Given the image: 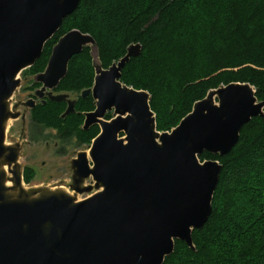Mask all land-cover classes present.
I'll return each mask as SVG.
<instances>
[{
  "label": "water",
  "instance_id": "water-1",
  "mask_svg": "<svg viewBox=\"0 0 264 264\" xmlns=\"http://www.w3.org/2000/svg\"><path fill=\"white\" fill-rule=\"evenodd\" d=\"M79 2L0 0V264H162L175 240L193 248L192 230L212 211L221 164L198 155L228 153L242 127L264 116V101L248 83L232 82L209 90L174 129L159 132L148 92L120 81L125 63L141 50L131 43L107 68L95 66L92 86L80 94L95 101L83 128L98 123L100 133L70 161L68 186L91 195L76 200L59 189L24 188L20 144H4L8 120L24 118L10 99L18 74L35 63ZM89 45L95 46L91 35L69 30L35 75L38 98L66 103L61 118L75 112V99L53 89L72 56ZM88 178L92 184L84 186Z\"/></svg>",
  "mask_w": 264,
  "mask_h": 264
},
{
  "label": "trees",
  "instance_id": "trees-1",
  "mask_svg": "<svg viewBox=\"0 0 264 264\" xmlns=\"http://www.w3.org/2000/svg\"><path fill=\"white\" fill-rule=\"evenodd\" d=\"M71 29L93 37L102 67L122 57L129 44H140V53L121 69L120 81L148 92L158 131L176 126L196 101L221 85L248 83L257 101H264V0H80L24 70L41 72L53 45ZM92 78L86 46L69 60L54 89L79 91L90 87ZM65 106L47 100L31 109V117L40 121L50 107L48 124L59 129L60 138L72 134L88 143L98 131L81 128V112L93 108L91 96H78L75 112L61 118ZM198 159L221 164L212 211L192 230L193 248L175 240L162 264H264V116L242 127L228 153L203 151ZM28 172L22 170L26 183Z\"/></svg>",
  "mask_w": 264,
  "mask_h": 264
},
{
  "label": "rangeland",
  "instance_id": "rangeland-1",
  "mask_svg": "<svg viewBox=\"0 0 264 264\" xmlns=\"http://www.w3.org/2000/svg\"><path fill=\"white\" fill-rule=\"evenodd\" d=\"M88 47H89V54H90L91 64L93 67V76H94L95 74L94 67L97 65L102 67V65L99 60L98 50L96 48V45L95 46L89 45ZM107 67H102V68H107ZM36 74L37 73H32L28 70H23L18 74L17 78L19 80V85L16 87L15 91L11 96L10 99L11 107H13L16 103L19 104L20 101H25L27 97L31 96L33 91L39 88L38 87L39 84L35 81ZM35 82L36 84H33ZM84 89L86 88L80 89L79 91L75 89L73 90L53 89V93L54 94L67 93L71 99H76L78 98V96H80L81 91ZM214 100L216 101V98H214ZM22 110H24V112H22ZM52 112L53 109H51L50 107H46L44 109V114H46L43 117L44 120L41 119L40 121H38L35 120V118L33 119L31 117L32 115L31 110L29 111L28 108L23 109L22 106H19V113L20 115L22 114L24 115V120H21V118L18 117L17 119H9L8 121V126L6 127V132H5V140L7 142L16 139L18 140L20 139L22 134H23L22 135L23 138L26 139L25 143L20 148L19 158H18V163L20 165V170H21V182L25 188H39L45 186L52 188L58 185H63L64 187L70 190L68 186L69 183H71V171H70L69 160L71 157L75 156L77 151L79 150L87 151L89 144H91L92 139L85 145H79L77 142L73 141L72 139L64 140L63 138H60L58 136L59 129L57 127L55 128L54 126H51V124H48L49 122L52 121L51 119ZM47 115H51V116L47 117ZM176 126L172 127L170 130H166L165 132H170ZM159 132H164V131H159ZM24 168H29L28 174L30 178L28 179L27 183L24 182L22 179V170ZM254 182H256V180L248 182V184H245L244 189L246 187L247 188L250 187V184ZM83 184L84 186L90 185L92 184V180L88 178L86 179V181H84ZM88 196H89L88 193L87 194L82 193L79 196L80 198L79 200L84 199Z\"/></svg>",
  "mask_w": 264,
  "mask_h": 264
},
{
  "label": "flooded vegetation",
  "instance_id": "flooded-vegetation-1",
  "mask_svg": "<svg viewBox=\"0 0 264 264\" xmlns=\"http://www.w3.org/2000/svg\"><path fill=\"white\" fill-rule=\"evenodd\" d=\"M42 72V71H41ZM94 77V76H93ZM41 86V84L39 83V86L38 87H40ZM92 86V85H91ZM81 94V93H80ZM81 96V95H80ZM88 96H91V95H88ZM81 98H83V97H81ZM84 98H87V96L86 97H84ZM92 98V97H91ZM30 100H32V101H34V105H33V107H26V106H24L23 105V103H25V102H27V101H29L30 102ZM47 100H49L47 97H43V98H38L35 94H34V91H33V93L31 94V96H29V97H27V99L25 100V101H20L19 102V104H15L14 106H15V108H14V110L15 111H17V112H19V106H22L23 107V109L24 108H28L29 109V111L31 110V109H33L38 103H45ZM75 101H76V99H75ZM92 102H93V108L92 109H90V110H87V111H83V112H81L82 114H83V123H84V113L85 112H91V111H93L94 110V108H95V104H94V99L92 98ZM65 103V102H64ZM65 105H66V103H65ZM66 108V107H65ZM22 112H24V110H22ZM107 114H110V117L108 118V119H106V115ZM20 118H21V120H24V118H22V116H19ZM112 117V112H107L105 115H104V119L105 120H109L110 118ZM15 119H17V118H15ZM83 123L81 124V128L83 129V130H88V129H90V128H92V127H95V128H97V133H96V135H98L99 133H100V125L98 124V123H94V124H92V125H90L87 129H84L83 128ZM23 135V134H22ZM21 135V137H20V139H16V140H13V141H9V144L8 145H13V144H15V143H19L20 144V148L22 147V145L25 143V141H26V139L25 138H23V136ZM95 135V136H96ZM94 136V137H95ZM93 137V138H94ZM92 138V139H93ZM64 140H70V139H72L73 141H75V142H77L79 145H85V144H87V143H85V142H83L82 140H81V137L79 138V137H77L76 135H72L71 134V136L69 137V138H63ZM90 145V144H89ZM79 151H83V150H79ZM79 151H77V152H79ZM76 152V153H77ZM76 157V154H75V156H73V157H71L70 158V160H69V163H70V161L72 160V159H74ZM70 171H71V168H70ZM71 173H72V171H71Z\"/></svg>",
  "mask_w": 264,
  "mask_h": 264
},
{
  "label": "bare ground",
  "instance_id": "bare-ground-1",
  "mask_svg": "<svg viewBox=\"0 0 264 264\" xmlns=\"http://www.w3.org/2000/svg\"><path fill=\"white\" fill-rule=\"evenodd\" d=\"M9 121V120H8ZM8 126V122L6 123V127ZM4 144L5 145H8L9 144V142H7L6 140L4 141ZM4 169H6V167L4 166ZM9 175V174H8ZM84 181H86V180H84ZM84 183V182H83ZM82 183V184H83ZM6 185L7 186H10V185H12V182H10V181H7L6 182ZM84 185V184H83ZM46 187V186H45ZM25 188V187H24ZM48 189H50V190H57V189H59V190H62V191H64V192H66L67 194H69V195H71V196H73V197H75L76 198V200H79L80 198H79V196H80V194L79 193H76L75 191H73V190H69L68 188H66V187H64L63 185H58V186H56V187H52V188H49V187H47ZM89 195H91V194H89Z\"/></svg>",
  "mask_w": 264,
  "mask_h": 264
}]
</instances>
